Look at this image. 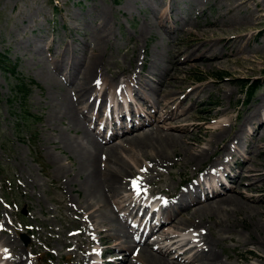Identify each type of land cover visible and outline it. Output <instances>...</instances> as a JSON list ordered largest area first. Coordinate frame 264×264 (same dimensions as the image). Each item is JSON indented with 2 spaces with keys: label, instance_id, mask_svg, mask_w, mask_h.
Returning a JSON list of instances; mask_svg holds the SVG:
<instances>
[{
  "label": "rangeland",
  "instance_id": "rangeland-1",
  "mask_svg": "<svg viewBox=\"0 0 264 264\" xmlns=\"http://www.w3.org/2000/svg\"><path fill=\"white\" fill-rule=\"evenodd\" d=\"M235 1L0 0V57L9 59L8 62H4L5 67L0 66V204L12 206L11 219L17 225L18 231L23 222L33 225L35 230L47 227L62 229L66 226L64 220L62 222L56 220L58 214L64 215V211L58 210L59 201L70 198L68 202L75 203L76 199L82 200L84 197L82 178L74 176V169L78 167V154L68 145V140L75 145L76 140H82L81 130L77 132L70 128L69 121L59 120L55 112L65 89L73 88L70 83L73 84L82 77L81 67L84 60L90 56L92 50L90 43L93 45L96 42L97 26L102 25L108 29L106 32L108 43L104 56V61L110 65L108 75L121 68L135 69L134 73L142 75L150 85L157 86V80L161 75L156 71L185 59V55L175 59L172 49L174 40L179 37L178 46H185L190 36L168 27H160L156 20L163 13H167L169 20L167 23L178 28L182 27V22L189 20L199 21L198 24L202 26L212 19H217L215 28L233 26L236 29H243L245 25L229 20L245 17L248 12L246 6H241L228 13V9ZM201 6L205 9L204 12H201L200 8L198 12L194 11ZM263 42L264 30L252 38L251 45L243 55H251L249 51L253 49H258L259 53L264 55ZM252 66L253 64L244 62L240 65H230L228 68L209 67L207 64L191 67L185 65L184 69L178 70V78L175 79L177 86L164 88L166 91L171 88L176 91L182 85L183 90L177 93V97L183 99L186 89L207 81L216 82L214 86L213 83L209 85V88L212 87L210 93L199 94L204 99L203 102L195 103L197 95H193L183 105V108L191 106L186 115L190 116L189 121L195 123L189 126L190 132L195 130L193 138L197 141L190 140L195 150L208 147L206 138H209L214 130L212 126L231 122L236 130L244 122L246 114L264 100V57L254 64L255 70L251 69ZM14 67L16 72L12 73L11 68ZM231 69L237 71L231 72ZM96 74L91 76L90 82L92 84L97 82V87H105L102 79L93 80ZM63 77L66 78V82H63ZM243 77L259 79L261 82L260 90L248 103L243 102L244 95L240 82ZM57 80L61 81L60 85ZM20 82L29 84L30 89L26 95L17 94L16 85ZM220 84L223 85L222 88L227 89V93L222 92ZM139 89L148 93L154 109L165 111L163 107L165 92L162 91L159 97L151 93L148 87ZM159 98L162 99V103L158 102ZM176 105L175 103L172 107ZM143 107L150 110L146 103ZM24 115L29 117V122L23 124L20 118ZM262 122L264 106L260 107V116L258 118L254 116L252 124H247L248 131L242 134L239 143H235L240 152L237 156L233 155L234 158L229 161L227 167L230 173L226 182L231 189L237 188L246 156H250L256 165L264 163V151L259 150V146L264 145V137H261L264 134ZM224 143V140L218 141L216 146L212 147L213 152L199 163L186 162L185 159L179 161L182 157L179 158L172 153L166 158V164L158 166L152 162L148 163V159L153 156L150 152L152 150L146 155L134 157L124 154L132 167L128 177L134 174L132 180L126 178V183H123L127 185L128 181H131L126 193H130L138 183L140 189L147 192V187H152L154 191H167L161 194L164 198H168L170 194H177L187 186V182L196 178L213 162L228 158L233 147L231 150H222ZM230 143L232 146L233 138ZM125 147L128 148V144ZM58 164H64L68 173L54 172ZM143 164H147V168L140 167ZM70 173H73L72 181L69 180ZM224 174L225 172L222 175ZM150 178H153V182ZM249 183L251 182L243 180L237 192H246L250 194V198L264 193L248 190ZM148 197L150 196L146 199ZM69 203L72 212L75 208ZM252 203L255 205L252 211L244 210L237 214L231 213L228 217L221 216L224 226L235 230L233 239H224L214 247L225 264H264V244L255 245L252 242V239L259 235L264 236L262 209L264 202ZM77 207L80 208V205ZM3 217L4 211H0V218ZM66 218L71 219V215L67 214ZM186 218H189V215H186ZM210 218L215 219L206 217L205 221H210ZM187 223L190 222L186 221V224L179 226L178 233L188 229ZM101 227L109 228L107 223ZM213 227L211 231L215 236L230 235L222 234L221 229ZM72 228H67L66 232ZM206 233L209 231L204 230L202 234ZM11 234L15 236L16 233L12 231ZM34 234L31 232L27 234L32 242ZM196 234H200V231L190 230L184 238ZM54 235L55 238L47 236L48 241L42 240L39 244L26 245V253L29 254L33 250L30 256L33 264H79L77 255L81 253L73 249V243L82 242L84 248L88 250L92 249L88 246L94 243L88 234L77 237L65 236L66 238L57 233ZM238 240L242 242L243 247H236V244H240ZM21 243L23 246L22 241ZM161 244L163 243L159 246ZM22 246L19 245L18 248ZM110 246H113V241L102 246L101 251H110L109 256L116 258L119 253H115ZM95 247L97 246L93 245V248ZM208 248L209 246L207 250ZM153 252L159 254L158 249L153 248ZM39 254L44 255L37 256ZM109 256L106 255L105 258ZM134 263L144 264L140 259H136Z\"/></svg>",
  "mask_w": 264,
  "mask_h": 264
},
{
  "label": "bare ground",
  "instance_id": "bare-ground-1",
  "mask_svg": "<svg viewBox=\"0 0 264 264\" xmlns=\"http://www.w3.org/2000/svg\"><path fill=\"white\" fill-rule=\"evenodd\" d=\"M241 6L248 8L247 15L245 17L229 18V20H234L232 22L245 25L243 29H236L233 26L230 28H215L218 23L217 19H212L202 26L198 24L199 21L182 22V27L178 28L177 26L168 24L167 13H163L156 20V23L160 27H168L174 31L180 30L188 34L190 38L185 46H178L180 38L174 40V47L172 49H174L175 59H179L181 55H185V59L169 64L167 67L156 71L160 72L161 75L157 80V86L150 85L142 75L134 73L135 69L121 68L108 75L110 65L104 61L108 43V34L106 33L108 29L102 25L97 26L96 42L93 40L94 44L90 43V48H92L90 56L84 60L81 67L82 77L73 82V84H70L73 88L65 89V93L62 94L61 100L58 102L59 107L55 112L56 118L61 121L68 120L70 128L75 129L77 132L81 130L82 137V140H76V145L68 140V145L78 154V167L74 169V176L82 178L81 186L84 192L82 200L76 199L75 203H71L75 205L78 203L80 205V208L76 207L73 210L71 221L75 224L78 222L85 223L86 233L94 243L98 242L102 244L114 241L115 243L110 248L115 253H119L121 257L118 259L119 263L127 262L128 264H135L134 261L140 259L144 264H225L214 247L224 239H233L235 230L231 227H225L221 216L228 217L231 213L237 214L244 210L252 211L255 206L252 202H264V193L258 194L255 198H250V194L246 192H237V188L242 184L243 180L251 182L247 188L248 190L259 191V193L264 191V163L256 165L250 156H246L237 188H232L225 194L217 190V194L212 198L209 196L198 198L199 196L197 195L194 197L196 186L192 184L191 188L180 194V199L183 200L187 196V205L185 207H181L178 211L174 209L172 203H169L168 205L170 206L167 208V203H164V208L163 206H159L158 209L164 210V213L167 214V220L161 217V219L165 220L162 227L158 230H148V233L150 232V235H153L152 237L156 236L154 244L163 241L167 242L160 246V255L154 253L149 245L147 247H138V250L136 249L137 245L132 247L135 241L133 236H131V230L127 226V217L138 218L139 228L149 225L150 222L142 221V215L139 213V201L133 197L134 195L126 194L129 181L127 185H123V183H126V178H133L134 174L128 177V174L132 172V167L124 154L134 157L140 154L146 155L149 150H152L150 152L153 156L148 159V163L152 162L158 166H163L167 161L166 158H169V155L172 153L178 155L179 158L182 157L179 161L185 159L186 162L199 163L204 161L213 152L214 149L212 147L216 146L220 140L225 141L222 150H231L235 143H239L242 134L248 131L247 124H252V118L260 116V107L264 106V100H261L252 111L246 114L244 122L236 130H234L233 124L230 122L212 126L214 130L211 132L209 138H206L208 147L195 150L190 141L196 140L193 138L195 130H191L192 132L189 130V126L195 123L189 121L190 116L186 115L190 111L191 106L183 108V105L193 95H197L195 103L197 101L203 102L204 99L199 94L201 92L204 94L210 93L212 87L209 88V85L213 83L212 86H214L216 82L207 81L193 88L186 89L183 99H180V96L177 97V93L183 90L182 85L176 91H174V88L168 91L164 90L168 86H177L175 79L178 78V70L184 69L185 65L191 67L207 64L209 67L228 68L230 65H240L244 62L253 64L251 69L255 70L254 64L261 57H264V55H261L258 49L250 50L249 52L252 54L249 56L243 54L247 52V48L251 45L252 38L264 30V0H236L235 4L228 9V13ZM199 8L201 12H204L205 9L202 6L197 7L194 11L198 12ZM142 30L144 31V28ZM236 71V69H231V72ZM95 73L97 74L93 80L100 78L105 83L104 89L99 94L95 92V85L90 82L91 76ZM121 77L124 78L121 79ZM60 83L61 81H58L59 85ZM133 85L139 86L134 88V92L131 90L133 92L131 94L135 98L136 107L140 108L146 103V105L149 104L152 108L149 103L148 93H144L139 89L148 87L151 93L157 94L159 97H161L160 93L162 91L163 93L165 92V102L163 103L165 111L161 112L153 108L148 113L151 120L148 125L149 129L147 130H145V125H142L138 129H142V131L124 135L118 141L119 136L113 138L114 136L111 135L108 138L112 142L100 141L97 133L93 131L88 123L91 121L96 125L98 122L101 124L103 121V115L106 114L104 107L108 110L111 105L108 91H112L113 97H118V104L121 105V97H119L121 90H124L126 86L132 88ZM220 85V88H222L223 85ZM136 92L144 102H137L134 95ZM222 92L227 93V89L222 88ZM158 102L162 103V99L159 98ZM175 103L177 105L172 107ZM91 107H96L95 114H92ZM160 123L163 124L161 125ZM261 125H264V122ZM261 137H264V134ZM232 138L234 139V143L231 146L230 141ZM126 144H128V148L125 147ZM235 149L236 152H240L238 148ZM259 150L264 151V145L259 146ZM233 154H235V151L232 149L228 157H231ZM142 166L147 168V164H143L140 167ZM216 166L222 167V162H213L205 174H213ZM150 167H153V165H150ZM54 172L57 174L68 173L65 171L64 164H58ZM72 174L70 173L69 175V180L71 181L73 180ZM150 181L153 182V178H150ZM201 189L206 192L207 188L202 187ZM212 191H214L213 188ZM69 200L70 198H66L59 201L58 210L62 212L66 210L68 214H71V209L68 206ZM82 208L85 209L83 210ZM262 209L264 210V204L262 205ZM183 212H186V214L183 215ZM61 215L60 213L56 216V220L59 222H62L64 219V215L62 217ZM186 215H189V218H186ZM206 217H215V219L210 218V221L208 220L207 222L205 221ZM197 218H201V220ZM152 219L153 215L150 220ZM91 220L95 228H90L89 222ZM186 221L190 222L187 223L188 230H199L200 234L196 235L195 239L191 238L187 243H183L181 239H178V229L181 224H186ZM106 223L109 228L101 227L102 225H106ZM72 226H75L73 227L75 230L78 227L66 223V226L63 228V237L72 236L69 234L72 229L67 230L68 234L66 232V229ZM213 226L221 229L222 234L228 233L230 235H213L211 231ZM204 230L209 231V233H206V235L202 234ZM56 231L62 233L60 229H56ZM0 233V259H4L6 264H31L25 252V245L22 246L20 240L17 241L16 237L11 236L9 230L1 226ZM37 236L44 238L45 230L38 232ZM24 242L26 244H33L31 240H24ZM252 242L255 245L264 244V236L259 235L255 239H252ZM191 243L194 244L191 246ZM238 243L240 244H236V247H243L240 240H238ZM19 245L22 248H18ZM208 246L209 252L207 250ZM75 248L82 254L80 256L81 260L86 257L88 258V264H92L91 254L85 251L87 249L84 248L82 242L75 243ZM170 254H178V257L171 258ZM181 257L185 258V260H180Z\"/></svg>",
  "mask_w": 264,
  "mask_h": 264
},
{
  "label": "trees",
  "instance_id": "trees-1",
  "mask_svg": "<svg viewBox=\"0 0 264 264\" xmlns=\"http://www.w3.org/2000/svg\"><path fill=\"white\" fill-rule=\"evenodd\" d=\"M243 82H242V86L243 87H247V91H248V93H252V92H254L255 91V89L257 88V83H254L253 85H252V83L250 82V81H248V80H242ZM23 91V90H22ZM251 95V94H250Z\"/></svg>",
  "mask_w": 264,
  "mask_h": 264
},
{
  "label": "snow or ice",
  "instance_id": "snow-or-ice-1",
  "mask_svg": "<svg viewBox=\"0 0 264 264\" xmlns=\"http://www.w3.org/2000/svg\"><path fill=\"white\" fill-rule=\"evenodd\" d=\"M139 185L137 184V187H138Z\"/></svg>",
  "mask_w": 264,
  "mask_h": 264
}]
</instances>
